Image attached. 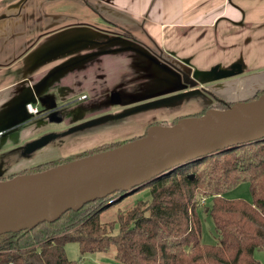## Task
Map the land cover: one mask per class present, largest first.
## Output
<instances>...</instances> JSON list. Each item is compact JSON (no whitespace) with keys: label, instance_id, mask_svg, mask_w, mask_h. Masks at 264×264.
Masks as SVG:
<instances>
[{"label":"trees","instance_id":"1","mask_svg":"<svg viewBox=\"0 0 264 264\" xmlns=\"http://www.w3.org/2000/svg\"><path fill=\"white\" fill-rule=\"evenodd\" d=\"M244 182L250 200L226 195ZM144 188L148 198L124 202ZM205 199L210 200L205 211L214 224V243L201 240L198 210ZM67 242L77 243L80 255L113 249L121 264H260L254 252L264 251V138L189 161L130 192L114 191L88 201L52 222L1 234L0 264H75L65 254Z\"/></svg>","mask_w":264,"mask_h":264},{"label":"crops","instance_id":"2","mask_svg":"<svg viewBox=\"0 0 264 264\" xmlns=\"http://www.w3.org/2000/svg\"><path fill=\"white\" fill-rule=\"evenodd\" d=\"M211 1L216 5L212 6ZM143 3L144 0H0V132L3 131L1 128L22 124L27 102L37 107L41 105L44 110H53L57 105L79 98L86 102L87 96L98 95L96 104L106 110L108 94L105 90L108 86L104 81L110 75L107 69L110 70L112 61L106 62V57L111 53H98L95 49L111 43L110 36H103L104 31L111 32L106 19L113 21L112 14L121 13L132 23L140 24L145 15ZM158 5H161V13L153 11L154 20L149 17L147 24L157 41L173 38L172 47L181 56H197V47L208 45L210 41L225 46V30L236 31L240 27L235 25L244 24L249 26L248 44L251 47L249 50L247 45L245 49V60L252 56V24L264 29V5L252 7L251 0H153V6ZM168 6L169 10H166ZM215 10L210 20H202L201 16ZM163 11L166 18L161 20L157 17H162ZM166 22L171 26L166 28ZM214 29L216 37L211 34ZM176 31H183V36L174 38ZM61 34L64 36L58 39ZM94 34L100 37L99 41L91 40ZM175 40H183L186 47ZM239 40L233 36L227 47L240 46ZM101 89L102 92L95 91ZM32 132L31 125L23 131L11 132L12 142L0 141V150H8L0 156L6 154L5 159L15 155L16 150L8 146H20ZM1 162L5 167L7 159Z\"/></svg>","mask_w":264,"mask_h":264},{"label":"water","instance_id":"3","mask_svg":"<svg viewBox=\"0 0 264 264\" xmlns=\"http://www.w3.org/2000/svg\"><path fill=\"white\" fill-rule=\"evenodd\" d=\"M118 18V15L112 14L113 21L110 18L106 20L113 24L120 22ZM126 20L128 24L133 22L128 18ZM112 34L114 33L104 31L103 36H110L111 43L96 48L98 53L124 52L126 51L124 45L129 44V41L132 42ZM95 35L97 34L91 35V40L96 38L99 41L100 37ZM63 36L61 34L57 38ZM241 62L242 60H238L226 67L221 65L220 69L217 64L207 70L195 67L193 77L202 76L200 82L206 83L241 74L244 72ZM232 66L236 68L222 73V70ZM210 72L216 75L211 76ZM196 93L187 90L152 99L127 108L122 115L130 117L143 110L166 107L165 105H171L175 101H181L179 103L181 104L190 100L188 97L195 96ZM81 97L86 98L85 95ZM79 99L57 105L53 110H44L41 105L37 107L30 102L35 112L27 110V102L24 104L26 114L23 122L18 123L17 126L25 124L29 126L31 122L45 116L48 122H60L63 120L61 116L53 117L56 111L78 106L83 101ZM102 118H105V115L70 126L59 134L47 132L25 142L20 147H23L24 154L31 153L55 137L66 136L73 132L83 133L86 130H79L96 124ZM263 138L264 93L249 100H236L226 107L207 108L199 115L187 114L174 123L150 124L142 135L115 147L58 163L41 171L18 173L2 178L0 179V235L30 229L43 221L52 222L67 210H78L88 201L104 197L114 191L130 192L150 179L189 161Z\"/></svg>","mask_w":264,"mask_h":264},{"label":"flooded vegetation","instance_id":"4","mask_svg":"<svg viewBox=\"0 0 264 264\" xmlns=\"http://www.w3.org/2000/svg\"><path fill=\"white\" fill-rule=\"evenodd\" d=\"M149 1L151 2V0H149ZM257 6L259 7L262 5H257ZM144 14L146 15L145 19L148 21L149 16L145 12H144ZM147 21H145V22L143 21L140 24H138V23L128 24L126 22H123L120 25H117L119 23H113L112 24L110 22H107V24H108L107 26H109L108 27L109 30H111V32L114 33L112 35H117V36L123 37L125 39H129L133 43H135V45H131V44L124 45V48L126 49L125 52L131 53L130 55L132 56L133 60L136 59V61H137L140 58V60L137 63H135L131 59L134 66H136V68H137L136 73H131V81H132V82L130 81L131 85H132L131 87H130V82L128 81V75L123 77L120 80H117L116 82L113 81V83L107 88V90H105V92H107V94H108V96L106 98V100H107L106 105L108 108H106V110H101L102 105L96 104L95 98H98L99 97L98 95H97V97H94V95L87 96V101L86 102L83 101V102L79 103L78 106H76V107H73L70 109L69 108L58 109L56 111V115H53V117L57 118V117L61 116L63 118L62 121H60V122H54V121L48 122V121H46V119H47L46 116L43 117L42 119L45 121L44 129L37 130L34 133H32V135L29 137V139L23 141L20 146H22L25 142L32 140V139H35L38 136L45 134L47 132H53V133L59 134L60 132L68 129L70 126L78 125V124L85 122L89 119L100 117L101 115H105V118H102L101 121L97 122L96 124L88 126L82 130H79V131L86 130L88 132L86 135L90 136L94 141H96L95 143H97L99 145H96L95 147H91V149H88V150L79 149L77 151H73L72 153H70L72 155L69 154V156H66V157H71L73 155L81 154L83 152L87 153V152H90L91 150H94L96 148H100L102 146H107V145L114 144V143H121L123 141L133 139L135 137L142 135L145 132L146 128L150 124H154V123L163 124V123H165L166 120H160V121L153 120L152 123L148 124L147 127L141 133L134 134L133 136L127 137V138H119V137L118 138H112L110 140H105V142H104L103 136L109 137L112 134L111 133L106 134L103 132H106V131H108L112 128H115V127L124 126V125H126L125 123H126V121H128L129 118H132L135 116L138 117V115H140V114H137V113H140V112H137L136 115H133L130 117L122 115V113L127 108H129L130 106L132 107V106H135L137 104H140V103L152 100V99L181 93V92H184L187 90L196 91L197 93L195 96L202 94L205 96H211V100H213V99L221 100V103H219V105H218L219 107L222 105H228V104H231L232 102H234V100H232V99L225 100V98L223 96H220L218 94V92H220V91L227 92L229 89H233L235 91H238L239 90L238 82L242 81V80H238V79L243 78L245 76H248L252 73L243 72L241 74L231 75V76L224 78V79H218L215 81L201 83L200 80L202 79V76L201 77L198 76L196 78L193 77V72H194L195 66L190 63L191 57H189V56H178L179 51L177 49H175L174 47H172V44H170V42L168 43L167 39L163 40L161 42L157 41V38H156V36H153V33H152L150 27L148 26L149 24H147L148 23ZM161 32H163V30H161ZM167 46L172 47V50L167 49L166 48ZM229 49L230 48H228V51H229ZM152 51L154 52V54L152 53ZM160 52H161V55H160ZM163 53L166 54L165 57L169 56L175 62H178L179 64L177 66L174 64H170L169 60L164 59L165 57H164ZM115 54H117V53L107 54V56L115 55ZM196 55H197V57H199L198 54H196ZM162 56L164 57L163 59H162ZM160 58H161V61H160ZM145 60L149 63L156 64L157 69H155L153 66H150V65H147V67H146V64H144ZM238 60H242V57L235 56V58L230 59L227 63L221 64L220 62H215V64H217L219 66V69H220L221 65H222V67H226L227 65L236 63ZM120 65H121V63H120ZM212 66L213 65H211V67ZM180 67H182L183 69ZM211 67H208L207 69H210ZM143 68H145V69L143 70ZM227 68H228L227 70H222V73L223 72L225 73L226 71H229L231 69H235L236 66L227 67ZM207 69H205V70H207ZM209 74H211V76L216 75L214 73L212 74L211 72ZM113 80H115V79H113ZM251 84H252V82H251ZM167 87H168L167 91H170L169 93H166L167 91H165V88H167ZM130 89L134 90L133 94H131V95H129ZM136 89H138V90H136ZM102 90L103 89L95 90V91H97V93H99V92H102ZM249 92H251L250 95H248L247 97L242 98V99H252V88L248 91V93ZM113 93H115V95ZM239 100H241V99L239 98ZM93 101H95L96 105L92 103ZM187 101H185V103ZM128 102H130V103L128 104ZM180 102L181 101H175L173 104L168 105V108L159 107L158 109L162 110V112L160 114L166 113L168 111H172L169 108L175 106L174 104H179ZM195 102H196V100H195ZM181 104H184V103H181ZM173 110H175V109H173ZM201 111L202 110H200L198 112H193L190 114L196 115ZM118 114H121V115L120 116H113V115H118ZM185 115H187V114H185ZM182 116H184V115L176 116L171 121H169V122L166 121L167 123H165V124L172 123L173 120H175V119L177 120L178 118H180ZM61 124H64V125L62 126ZM40 126H43V125H40ZM40 126L31 125V127L33 129L39 128ZM58 126H62V127L58 128ZM100 126H101V128L99 129V131H96L95 129L100 127ZM79 131H77V132H79ZM73 133H76V132H73ZM73 133H70L69 135H71ZM69 135L62 136V137H55L54 139L49 141L43 147L36 149L35 151H33L31 153H26V154H24L23 147H20L18 145L19 147L17 149H15L16 150L15 154L17 155L19 153V155L22 158H24L25 164H22L21 166H19L20 168L18 170L9 169L10 165H7V164L4 167L3 162H1V161H5V159L3 157L6 154H4L0 158V179L7 178V177H10V176H12L14 174H18V173H27L26 171H28L29 169H32V168L42 167L45 165L49 166L54 161H57L58 159L64 158V155L57 152L60 148H62V145L59 141L60 140L63 141L64 139L68 138ZM80 136H83V135H79L78 138H80ZM109 138H111V136ZM98 141L101 143H99ZM77 143L79 144V142H77ZM50 145L52 147H54V150H50V151L47 150L46 151L48 153L47 156H43L39 159H36V161H33V162L27 164V161L31 160L33 158L32 156L34 154H36L37 152H39L40 150H42L46 147H49ZM87 154H89V153H87ZM7 163H8V161H7Z\"/></svg>","mask_w":264,"mask_h":264},{"label":"rangeland","instance_id":"5","mask_svg":"<svg viewBox=\"0 0 264 264\" xmlns=\"http://www.w3.org/2000/svg\"><path fill=\"white\" fill-rule=\"evenodd\" d=\"M152 1L153 0H151V2L149 0H144L145 8H144L143 12H145L150 17L151 20H154V17L152 16V12L156 11V13H161L160 9H162V8H161V5L154 7ZM251 1H252V7L254 5H264V0H251ZM52 4H54V2L49 3V6H51ZM210 4L212 6H215L216 2L211 1ZM218 5H220V2H218ZM169 6L167 7L166 10H169ZM215 12H216V10L209 13L208 15H206L207 17L205 15L201 16L202 20H210L214 16ZM168 13H169V11H168ZM118 16H119L118 19L120 20V22H118V23L119 24L123 23L124 18L126 19V17H124V15H122L121 13H118ZM145 17H146V15H143L142 22L147 21L145 19ZM157 18H159L161 20L166 18L165 12L164 11L162 12V17L159 16ZM127 21L128 20H125L126 23H127ZM164 24H165L164 26L166 28L171 26L168 22H166ZM225 26L227 27V25H225ZM237 26L240 27L239 30H236V31L233 29H231V30L226 29L225 30V32H224L225 35L223 36L225 38V46L220 45V42H219V44L216 42H214L212 44L211 41L208 45L207 44H203L202 46L199 45L197 47L196 54H200V56L199 57H197V56L192 57V58H194V61H192V58L190 61V63L192 65L194 62L195 67H198L201 69H207L208 67H211V65H214L215 62H220L222 64V63H227L230 59L235 58V56L242 57L243 61L240 63L241 67L246 68L244 72L252 73V74L238 79V80H242V81L238 82V84H239V87H238L239 90L238 91H235L233 89H229L227 92H224V91L218 92V94L220 96H223L225 98V100L232 99L234 101L239 100V98L242 99V98H245L248 95H250L251 92L248 93V91L251 88H252V98L255 95L258 96V95L264 93V29H260V28H258L257 25L252 24V56H251V58H250V56L246 57V59L244 60L243 55H244L245 49H247V45L249 47V50L251 48L248 44L250 30H249V26H245L244 24L242 25L243 27L240 24L235 25V27H237ZM215 27H216V25H215ZM215 33H216V29H214V31H212V33H211L213 35V37H216ZM177 35L183 36V31H176V35L173 37L175 38ZM233 36L238 38V40L240 39L239 41L241 44H240V46L238 44H236L234 46V48L231 47L230 48L231 51L229 52L227 44H228L230 39L232 40ZM171 41H172V45H173L174 44L173 38L171 39ZM171 41L167 40L168 43ZM175 42H176V40H175ZM128 43L131 45L134 44L133 42H130V41ZM176 43H179V44L185 46L183 40L177 41ZM166 48L169 50H172V47L167 46ZM152 53L154 54L153 51H152ZM130 54L131 53L124 51V52H119L115 55H110V56L106 57V62H108L109 60H112L110 62V65H109L110 70L107 69V71L110 72V75L108 77H105V81H104V83L108 87L113 83V81L116 82L117 80H120L127 75H128V81L129 82L131 81V73H136L137 68H136V66H134V64L132 62L133 58ZM160 55H161V52H160ZM163 55H164V57L166 56V54H164V53H163ZM249 55H250V51H249ZM178 56H181V55H178ZM164 57L162 56V59ZM164 59L169 60L170 64H174L176 66L179 64L178 62H175L169 56L165 57ZM139 60H140V58L137 61H136V59H134L133 61L135 63H137ZM160 61H161V58H160ZM120 63H121V65H120ZM144 64H146V67H147V65H150V66H153L155 69H157L156 64L149 63L146 60H145ZM145 68H143V70ZM180 68H182V67H180ZM113 79H115V80H113ZM131 82H130V87L132 86ZM251 82H252V84H251ZM167 89H168V87L165 88V91H167ZM136 90H138V89H136ZM133 92H134V90L130 89L129 95L133 94ZM169 92L170 91H167L166 93H169ZM200 96H202V97H200ZM188 99H190V100H188L186 103L183 102L184 104H181V105L180 104H174L175 105V106H173L174 108L173 107L169 108L172 111L167 110L168 112L163 113V114H160L162 112V110H160L158 108L147 109V110H143L140 113H137L140 115H138V117L135 116V117L129 118L128 121H126V123H125L126 125L115 127V128H112L106 132H103L106 134H108V133L112 134V135H110L111 138H109L110 136L109 137L103 136L104 142H105V140H110L112 138H118V137L119 138H127V137L133 136L134 134L141 133L147 127L148 124L152 123L153 120H156V121L166 120L169 122L173 118H175L176 116H179V115L190 114L193 112H198L200 110L204 111L207 108H218L219 103H221V100H215V99L211 100V96H205L202 94H199L198 96L188 97ZM195 100H196V102H195ZM245 100H249V99H245ZM165 106H166V108H168V105H165ZM72 107L73 106H71L70 108H72ZM173 109H175V110H173ZM166 121H165V123H167ZM44 124H45V121L41 118L30 123V125H35V126L43 125V126H40L38 129L32 128V130L34 132L39 130V129L40 130L44 129V127H45ZM61 125L63 126L64 124H61ZM26 126L27 125L25 124V125H20V126H14L10 129L1 128V129H3V131L0 132V141L6 140L7 143L12 142L13 139H12L11 132H16L17 130L23 131V129ZM62 126H58V128L62 127ZM100 128H101V126L96 128L95 130L99 131ZM87 133H88L87 131L80 133V134L74 133V134L69 135L68 138L64 139L63 141L60 140L59 142L61 143L62 148H60L57 152L61 153L62 155H64V158H66V156H69V154L72 153L73 151H77L79 149L88 150V149H91V147H95L96 145H99V144L95 143L96 141H94L90 136L86 135ZM79 135H83V136H80V138H78ZM77 142H79V144ZM99 143H101V142H99ZM16 147H15V144H10L8 146V148H10V149H14ZM8 148H4V149H8ZM47 150L48 151L54 150V147H52L50 145L49 147H46V148L40 150L39 152H37L36 154H34L32 156L33 158L31 157L32 158L31 160L27 161V164H29L33 161H36V159H39L43 156H47L48 155V153L46 152ZM3 152H8V150H2V151L0 150V154ZM17 155L16 154L12 155V157L10 156L11 158L9 157V159L7 157L5 158V159H8L7 165H10L9 169L18 170L20 168L19 166H21L22 164H25L24 158H22L19 155V153ZM70 155H72V154H70ZM147 194H148V189L144 188V189L138 190L136 193L128 196L124 200V202L125 201L126 202L134 201L136 199H138V200L139 199H146V198H148ZM226 195L228 197H231V198H237L238 197V198H242L245 200L251 199L249 186H248L247 182L240 183L236 187L230 189ZM209 206H210V200L205 199V201H203V206H201L200 209L198 210V215H199L200 222H201L200 233H201V240L203 242L214 243L216 241L214 224H213V221H212L210 214L205 211V208L209 207ZM64 250H65V254H66L67 258L74 261L75 264H81V263H83V264H121L119 261H117L114 258L113 249H111L108 252H86L85 254L80 255L77 243L67 242L64 246ZM254 257L260 262V264H264V251L263 250H255Z\"/></svg>","mask_w":264,"mask_h":264},{"label":"built area","instance_id":"6","mask_svg":"<svg viewBox=\"0 0 264 264\" xmlns=\"http://www.w3.org/2000/svg\"><path fill=\"white\" fill-rule=\"evenodd\" d=\"M26 108H27V110L30 111V112H35V108L32 107L30 103H28V104L26 105Z\"/></svg>","mask_w":264,"mask_h":264}]
</instances>
